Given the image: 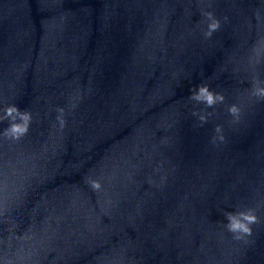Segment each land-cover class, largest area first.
Returning <instances> with one entry per match:
<instances>
[{
    "label": "water",
    "instance_id": "water-1",
    "mask_svg": "<svg viewBox=\"0 0 264 264\" xmlns=\"http://www.w3.org/2000/svg\"><path fill=\"white\" fill-rule=\"evenodd\" d=\"M257 80L264 0H0V262L264 264Z\"/></svg>",
    "mask_w": 264,
    "mask_h": 264
},
{
    "label": "clouds",
    "instance_id": "clouds-1",
    "mask_svg": "<svg viewBox=\"0 0 264 264\" xmlns=\"http://www.w3.org/2000/svg\"><path fill=\"white\" fill-rule=\"evenodd\" d=\"M208 18L207 31L205 35L211 37L213 33L218 30L221 26V22L217 19L212 12H207L205 14ZM227 19V18H225ZM252 94L264 98V83L259 80L255 81L252 86ZM192 100L197 101L211 108L217 103H222L225 99L224 95L220 92L214 91L206 83L199 85L194 88L191 97ZM229 111L233 114H237L239 109L236 105H232ZM6 118H9L12 122L9 127L5 129V133L10 135V138L18 139L29 131L31 114L22 112L18 106L10 105L6 109ZM193 115H198L194 112ZM237 115V119H238ZM201 121H206L204 115H199ZM217 132L221 131L220 126L216 128ZM215 141V137L213 138ZM219 140L223 141L224 136L220 135ZM93 187L99 189L101 187L98 181L92 182ZM226 222L224 223L225 228L233 234V238L236 240H244L252 234V224L257 221V216L253 214L250 210L248 211H226L225 212ZM3 264V262H0Z\"/></svg>",
    "mask_w": 264,
    "mask_h": 264
}]
</instances>
